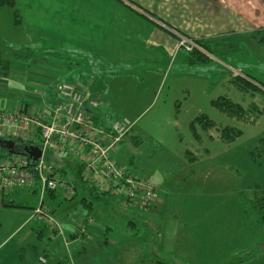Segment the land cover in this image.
<instances>
[{
    "label": "rangeland",
    "instance_id": "obj_1",
    "mask_svg": "<svg viewBox=\"0 0 264 264\" xmlns=\"http://www.w3.org/2000/svg\"><path fill=\"white\" fill-rule=\"evenodd\" d=\"M72 1L17 0L14 8L2 7L0 71L5 70L8 55L14 56L13 65L28 68L36 58L57 53L59 59L68 62L70 71L56 75L55 84L80 83L93 97L102 95L98 109L113 118L125 116L135 121L112 154L135 176L154 181L156 201H163L159 208L184 211L189 224L197 221L195 212L209 211L215 215L211 230L221 229L224 238L236 235L238 229L229 231L230 219L238 225L244 222L246 211L249 223L262 230L257 249L264 251V221L251 206L254 193L263 190L255 188L251 192L253 186L264 188V113L251 111L253 104L264 105V0H158L151 5L161 7L159 10L141 2L137 3L146 8L135 4L69 9ZM60 2L68 8H60ZM34 3L40 5H30ZM182 37L193 39L192 50L199 53L188 50L189 43H182ZM21 50L23 54L17 55ZM26 75L32 78L33 71L29 69ZM24 78L18 76L16 84ZM222 95L245 107L246 118L229 115L215 106L213 100ZM15 105L0 109L14 111ZM200 115L212 119L215 127L206 128L204 119H196ZM225 126L240 129L241 136L224 140L220 134ZM30 130L35 139V129ZM62 156L48 150L46 162L51 168L55 166L56 177L76 184V160ZM36 198L28 197L29 206L36 203ZM97 198L91 200L98 203ZM66 199L53 214L69 238L70 233L79 232L86 209L81 193L69 194ZM108 201L112 206L104 210L107 219L117 229L125 224L127 227L128 208L122 202ZM8 207L0 211V264H79L80 258H87V264L96 260L111 264L115 259L99 254L100 248L69 259L51 226L43 235L35 230V242L19 250L25 230H15L31 209ZM90 218L97 221L93 210ZM25 224L36 225L33 220ZM137 228L139 234L133 241L141 247L146 240L152 243L143 220L137 221ZM125 233L115 232L107 238L116 241V248L124 244L125 249ZM230 241L224 240L221 251H234L236 243ZM84 243H71L70 248L81 252ZM215 247L220 251L217 241ZM40 256L46 261L42 262ZM238 258L230 264L239 263ZM244 264H264V252Z\"/></svg>",
    "mask_w": 264,
    "mask_h": 264
},
{
    "label": "crops",
    "instance_id": "obj_2",
    "mask_svg": "<svg viewBox=\"0 0 264 264\" xmlns=\"http://www.w3.org/2000/svg\"><path fill=\"white\" fill-rule=\"evenodd\" d=\"M99 4L95 3V0H73L69 5V9L71 8H91L92 6H96V8H110L115 5L124 6V5H132L135 7L137 2H141L142 4H147L150 8H157L158 10L161 7H157L151 4L156 3L158 0H98ZM177 2V0H175ZM189 1V0H187ZM18 2H16L17 4ZM46 4V3H45ZM30 5H40L39 3H34ZM48 8H52V4H46ZM60 8H68L64 2H60L58 4ZM140 5V4H138ZM144 7L143 5H140ZM146 8V7H144ZM1 9V8H0ZM22 19V17H21ZM23 22V19L21 23ZM19 23V24H21ZM29 32H31L29 30ZM40 32V30H34V33ZM53 54H48L47 56H41L31 61V65L28 68L17 67L11 63L9 68L5 67V70L0 71V96H5L1 99L0 107L2 106L4 109L12 108L16 102L18 106L24 107L25 110H30L35 108V110L39 107H44L45 105H53L57 103L61 96L59 94L58 82L54 77L58 74H62L66 71H70V67L68 62L59 59V55L57 53L52 52ZM51 57V58H49ZM12 61V60H11ZM7 68V69H6ZM31 69L33 71V77H27V71ZM18 76L25 77L21 84H16L15 79ZM47 80V81H46ZM50 80V81H48ZM83 89L82 85L78 83ZM84 90V89H83ZM90 93V91H87ZM11 93V94H10ZM90 97H93L92 93H90ZM102 97L100 93L96 95L94 98L99 99ZM1 109V110H4ZM95 113L99 114L101 119L104 122H107L110 119V114L105 113V111L95 108ZM105 114H108V117H105ZM35 143V142H34ZM38 143V142H37ZM40 144V143H38ZM1 146V145H0ZM0 149L4 150L5 154L0 151V157H5V155H9V151L6 147L2 146ZM8 151V153H7ZM63 159L75 158L74 162L76 168V177L77 183L73 186L76 187V195L77 193L82 194L81 202L85 207L84 219L86 231H88L87 236L82 235L80 231H76L75 233H70V237L65 233V230L62 229L60 222H58V227L53 231L56 236V240L62 241L64 247L66 248L69 259L74 260L75 255L86 254L88 251L92 250L94 253L100 248L99 254L108 255L111 259L115 256L114 260H111V264H226V262L234 263L235 258H238L237 264H244L253 261L259 254L263 253L261 249H257L260 242L262 241V233L260 228L257 230L253 227L252 224L249 223L246 217L245 211V220L238 225H235L236 220L230 219L229 231L237 230L236 235L234 237L232 235L228 237H223V232L221 229L214 228L211 230V225L215 224L213 218L215 215H212L209 211H197L193 215V217L197 218V221L193 224H189L186 219L187 215L184 211L179 209H170L165 210L159 208L160 204L163 203L161 199L158 198V202L154 203L152 208H140L132 205L124 204L128 210L127 215V227L124 225L123 229H117L115 225H113L109 218L107 219L106 213L104 210L107 206H112L111 201H108L109 198L113 199L117 202H123L124 195L120 194L118 191H100L98 188L94 186H90L88 182H82L80 179L79 171V159L73 155L70 156H62ZM48 165V164H47ZM51 168V167H50ZM53 172H56L55 166H52ZM80 179V180H79ZM81 183V184H80ZM260 186L259 184H256ZM255 186V185H254ZM251 189V192L255 189V187ZM80 187V189H78ZM261 187V186H260ZM37 188L35 184L33 186H25L21 188H16L14 190L5 191L0 187V211L1 209H6L7 206L3 205V199L9 197L10 201H13L15 204H21L26 207L29 205L28 197L35 196L36 203L30 205L31 211L28 214V217L21 222V224L16 228L15 233L23 232L25 230V235L21 242H18V249L21 250L25 248V245H32L38 234H35V227L40 224L38 221H34L36 225L28 226V221L31 222V213L33 208L39 203L41 198V192L38 189L37 193H34V189ZM262 188V187H261ZM264 189V188H263ZM51 191V190H49ZM49 191L45 192L44 198L50 202H54L55 208L58 207L63 199H66V195L62 190H52L55 191V196L53 197ZM96 191V192H95ZM157 191V190H156ZM51 196H48V195ZM102 195V197H101ZM93 197H98V203H95L91 199ZM109 197V198H107ZM157 197V195H156ZM28 200H27V199ZM69 200V199H66ZM34 202V201H33ZM110 204H108V203ZM9 209H18L23 207L18 206H9ZM93 210L94 216L97 221L89 222L88 219L91 217V212ZM222 217V216H217ZM227 218V217H226ZM57 219V218H56ZM229 220V218H227ZM143 220V227L149 231V240L144 241L143 246H140V243L134 242L135 237L137 236L138 228L137 221ZM27 221V222H26ZM39 223V224H38ZM129 223V224H128ZM223 224V223H222ZM49 226V225H48ZM116 227V228H115ZM237 227V228H236ZM41 232L43 234L46 233V230L43 227H40ZM78 230V229H77ZM125 231H127L125 233ZM115 232H121L126 234V247L124 244H120L118 248H116L117 243L113 238H107V236L114 234ZM80 233V234H79ZM213 233L215 236H213ZM76 234V235H75ZM139 234V232H138ZM115 235V234H114ZM83 237V240H78ZM85 237V238H84ZM73 238V239H71ZM105 239V244H103V240ZM87 240V242H86ZM224 240H231L232 244H235L234 251H221V245H223ZM85 241L82 244L83 251H72L70 248L71 243H75L80 246V243ZM88 241L91 244H87ZM215 241H217L220 251H217L215 247ZM80 242V243H78ZM113 244V246H111ZM263 247V246H262ZM104 249H107L109 253H104ZM226 250V245L224 246ZM243 248V249H242ZM247 249H250L247 253H244ZM127 254H123L124 252ZM244 253V254H243ZM42 256H40L41 258ZM79 264H87V258L78 259ZM77 263V262H76ZM95 264H101L100 260H96Z\"/></svg>",
    "mask_w": 264,
    "mask_h": 264
},
{
    "label": "built area",
    "instance_id": "obj_3",
    "mask_svg": "<svg viewBox=\"0 0 264 264\" xmlns=\"http://www.w3.org/2000/svg\"><path fill=\"white\" fill-rule=\"evenodd\" d=\"M186 42L189 43L186 48L192 50L193 39L182 37V43ZM58 90L61 99L53 105L29 111L21 106L14 111L0 109V137L17 138L23 142H38L40 139L43 145V156L36 165L31 164L26 154L10 153L0 157V187L10 191L33 186L37 181L41 198L30 218L57 228V219L45 202L44 194L49 190H62L67 196L75 191L66 179L53 175L52 168L46 163L49 150L77 157L82 168L80 179L90 186L104 192L123 190L124 204L152 207L157 198L154 181L135 176L112 154V149L132 131L135 121L123 116L113 119L110 128L101 126L95 113V108L99 107L98 98L90 97V93L81 89L78 83L63 81ZM30 128L35 129V139H32ZM35 168L37 173H34ZM85 222L78 227L81 233L86 232ZM89 222L93 219H88ZM40 260L46 261L43 256Z\"/></svg>",
    "mask_w": 264,
    "mask_h": 264
},
{
    "label": "trees",
    "instance_id": "obj_4",
    "mask_svg": "<svg viewBox=\"0 0 264 264\" xmlns=\"http://www.w3.org/2000/svg\"><path fill=\"white\" fill-rule=\"evenodd\" d=\"M16 2H17V0H0V8H2V7H11V8H14L15 6H16ZM185 35V34H184ZM201 40H198V43L200 42ZM199 45H201L200 43H199ZM17 53V55H21V54H23V50H21V52H16ZM192 53L193 54H195V53H199L198 51H197V49H194V50H192ZM3 54V51L2 50H0V56ZM12 58H14V56H12V55H8L7 56V59H6V62H7V65H6V67L7 68H9L10 66H11V59ZM262 85H263V83L262 82H260ZM239 83H237V85H238ZM240 85V87H243V88H245L246 87V84L245 85H243L242 83L241 84H239ZM213 104L215 105V106H217L218 108H220L223 112H225V113H227V114H229V115H233V116H238V117H240V118H246V115L248 114V112H247V110L245 109V107H243L239 102H236V101H234L233 99H231V98H229L228 96H225V95H222V96H219V97H217L215 100H213ZM257 110V113L259 112V113H264V105L262 106V107H259V106H257V105H252L251 106V111L252 110ZM97 114V113H96ZM111 117V116H110ZM113 117H111L107 122H104L102 119H101V117H100V115L99 114H97V116H96V121H97V123L99 124V125H101V126H107V128H110V123H111V121L113 120V119H115V118H117V117H115V118H113ZM196 119H198V120H200V121H202L203 119H204V121H205V126H206V128L208 127H211V128H213V127H215V122L214 121H212V119H210V118H208L206 115H200V116H198ZM192 126L194 127V121L192 122ZM195 128V127H194ZM38 133H40V129H38ZM241 134H242V131L240 130V129H238V128H236V127H234V126H225V127H223L222 129H221V134H220V136H221V138H223L224 140H227V141H233V140H235L236 138H239L240 136H241ZM40 137V136H39ZM23 142V141H22ZM35 143H37V142H35ZM64 156H70V155H68V154H64ZM47 163V162H46ZM79 165V171H78V174L80 175V173H81V170H82V168H81V165L80 164H78ZM53 170V169H52ZM56 172L54 171L53 172V175L55 174ZM70 183V182H69ZM71 184V183H70ZM37 185V188L36 189H34V193H37L38 191V184H37V181H36V183H35V186ZM72 185V187H73V189H74V194L76 193V187L75 186H73V184H71ZM255 188H261L260 186H258V185H255L254 186ZM261 189H263V188H261ZM262 191V193H254L255 194V196H254V200H253V202L251 203V206H252V209L255 211V213L258 215V218L259 219H262L263 221H264V189L263 190H261ZM50 193H53L52 194V196L54 197L55 196V191H49ZM96 192V191H95ZM48 196H51L50 194L48 195ZM9 197H7V198H4L3 199V205L4 206H18V207H24V205H21V204H15V203H13V201H10L9 199H8ZM46 203L48 204V206L50 207V209H51V211H52V213H54V211H55V206H54V202H48L47 200H46ZM26 207H31V206H29V205H26ZM39 224V223H38ZM40 227H43L45 230L46 229H48L50 226H48L47 224H45V223H42V222H40V224L37 226V228L35 227V230L41 235L42 233H43V231L41 232V230H40ZM260 228V227H259ZM261 229V228H260ZM76 235V234H75ZM160 264H163L162 262L160 263Z\"/></svg>",
    "mask_w": 264,
    "mask_h": 264
},
{
    "label": "water",
    "instance_id": "obj_5",
    "mask_svg": "<svg viewBox=\"0 0 264 264\" xmlns=\"http://www.w3.org/2000/svg\"><path fill=\"white\" fill-rule=\"evenodd\" d=\"M0 147L4 146L11 153H21L29 156L31 164L36 165L43 156V145L34 142H22L17 138H0ZM37 173V169H34Z\"/></svg>",
    "mask_w": 264,
    "mask_h": 264
}]
</instances>
